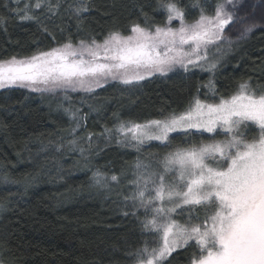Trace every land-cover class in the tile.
Here are the masks:
<instances>
[{"label":"trees","instance_id":"16d2710c","mask_svg":"<svg viewBox=\"0 0 264 264\" xmlns=\"http://www.w3.org/2000/svg\"><path fill=\"white\" fill-rule=\"evenodd\" d=\"M224 1L177 0L190 22L201 8L209 15ZM158 2L0 0V60L99 42L110 31L128 34L133 23L162 25ZM235 14L223 33L231 44L211 71L178 68L130 85L112 81L89 93L57 96L0 90V264H133L135 252L151 242L141 230L144 209L137 219L125 199L135 188L130 181L137 178V163L160 161L176 147L217 134L174 133L170 144L137 148L104 136L121 124L181 111L193 97L216 102L243 82L264 92V0H241ZM191 251L179 249L163 264H189Z\"/></svg>","mask_w":264,"mask_h":264},{"label":"snow or ice","instance_id":"6c2138e0","mask_svg":"<svg viewBox=\"0 0 264 264\" xmlns=\"http://www.w3.org/2000/svg\"><path fill=\"white\" fill-rule=\"evenodd\" d=\"M227 5L235 7L233 0H225L216 4L214 14L201 8L190 22L177 0H159L157 10L165 13L162 25L133 23L128 34L110 31L102 42L91 38L80 40L78 46L69 42L0 60V89L18 85L33 91H92L102 81L130 85L167 75L176 66L187 70L206 59L209 45L221 40L235 22V12ZM245 31H252V26ZM252 129L256 134L249 137L246 132ZM191 130L222 132L225 139L176 147L161 169L138 171L130 181L135 188L125 199L132 201L137 219L138 210L144 209L141 230L151 234V242L146 239L135 252L133 264H163L179 249H192L189 264H264V92L243 82L234 94L221 95L216 102L193 97L181 111L118 129L126 140L166 145L172 133ZM136 167L146 168L140 163ZM185 211L183 221L176 218Z\"/></svg>","mask_w":264,"mask_h":264},{"label":"rangeland","instance_id":"374dc122","mask_svg":"<svg viewBox=\"0 0 264 264\" xmlns=\"http://www.w3.org/2000/svg\"><path fill=\"white\" fill-rule=\"evenodd\" d=\"M240 2H241V0H233V4L235 5V7H233V5H227V9L229 11L235 12V8H236V6H238L240 4ZM211 14H214V11L212 13H210L209 15H211ZM173 23H175V25H173V26H178V23L179 22L178 21H173ZM102 41H99V42H102ZM230 44H231V42L225 36H223V38L221 40L217 41L215 44L209 45V47L207 49V53H206V56H207L206 59L199 61L197 66L189 65L187 70H189V68H194V69H203V70H206V71H211V69L214 68V67H212V65L214 64L216 66L219 63V61L221 60L220 59L221 58V55L223 54V51L226 49L225 47L228 46V45H230ZM73 45L74 46H78L79 45V42L77 44H73ZM58 47H62V46H58ZM178 68L185 70L184 68H182L180 66H176L173 70H177ZM154 76H156V75H154ZM112 81H118V80H108L107 82H103L102 81L101 82V86L104 85V84H107V83H111ZM13 87H20V86H18V85L17 86H10L8 88H13ZM40 87L43 88L42 85ZM100 87H94L93 90H95L97 88H100ZM20 88H26L27 90L33 91L32 89L27 88V87H20ZM0 90H2V89H0ZM33 92H35V91H33ZM37 92L44 93V94L47 93V94H52V95L57 96V94L67 95L68 93L69 94L70 93L75 94V93H79V92L89 93L90 91H85V90H82V89H79V88H77L76 90H73L72 88H57V89L52 90V91L42 90V91H37ZM141 124H143V123H141ZM120 126L121 125L115 127L113 132L106 133V136H104V137L105 138L112 137L114 143H116L118 145H122V146L128 145V146H133L135 148L140 147V146H143V145L147 144L148 142H156V143H159L160 142V141H156V140H151V141H147L146 140L143 144H138L136 141H132L130 139H127L126 140L125 137H124V135L121 132L118 131V129L120 128ZM192 131H196V130H191L190 132H192ZM219 131L220 130H218V132ZM113 133H114V137L112 136ZM175 133H181V132H175ZM201 133H203V132H201ZM204 133L210 134V135H213L214 136L213 133H207V132H204ZM172 134H174V133H172ZM255 134H256V130L255 129H252V130L246 132V135H248L249 137H251L252 135H255ZM215 139L216 140H223V139H225V134L222 133V132H220V134H218L215 137ZM163 160L164 159H162L160 161H155V160H152V161H150V160L149 161H143L141 163V165L146 166V168H142L140 170H138L136 168V169H134L133 173L134 174H137L138 171H147V172H150L152 170L161 169ZM210 163H211V161H210Z\"/></svg>","mask_w":264,"mask_h":264}]
</instances>
